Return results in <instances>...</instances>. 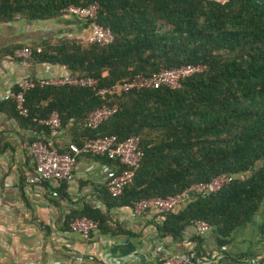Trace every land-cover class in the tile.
Masks as SVG:
<instances>
[{
	"label": "trees",
	"instance_id": "16d2710c",
	"mask_svg": "<svg viewBox=\"0 0 264 264\" xmlns=\"http://www.w3.org/2000/svg\"><path fill=\"white\" fill-rule=\"evenodd\" d=\"M94 4L99 24L114 36L111 44L62 37L31 47L34 62L61 65L71 77L97 81L94 86L36 83L25 95L29 115L21 116L41 127L32 143L49 137L44 122L54 112L63 129L81 130L74 141L79 146L99 137H139L143 160L115 199L132 208L142 200L166 199L229 177L219 190L190 195L185 205L160 213L155 221L159 232L179 238L203 220L220 246L228 243L264 210V0H0V24L54 21L71 5ZM190 65L202 69L174 88L99 95L137 75ZM7 104L20 117L16 103ZM114 106L117 111L97 129L85 125L94 111ZM57 146L67 151L68 146ZM93 156L113 165L115 175L125 168ZM66 187L67 181L59 191ZM86 216L101 231L109 229L99 210L89 209ZM160 218L165 219L161 226Z\"/></svg>",
	"mask_w": 264,
	"mask_h": 264
},
{
	"label": "crops",
	"instance_id": "0c3cea01",
	"mask_svg": "<svg viewBox=\"0 0 264 264\" xmlns=\"http://www.w3.org/2000/svg\"><path fill=\"white\" fill-rule=\"evenodd\" d=\"M87 34L86 20L71 16L0 25V264H71L77 256L86 264H160L163 258L182 255L190 257L187 264H261L264 210L220 246L212 230L199 234L193 225L179 238L164 235L155 223L159 212L139 216L135 206L110 198L105 185L116 170L102 157L81 155L61 192L46 184H27L36 170L30 145L41 127L15 116L2 97L21 80L55 81L69 72L64 66L36 63L16 52L40 48L46 40H77ZM80 132L68 126L58 143L65 147L76 143ZM89 209L102 212L109 229L101 231L97 222V231L86 238L72 224L89 219ZM160 219L161 226L165 219Z\"/></svg>",
	"mask_w": 264,
	"mask_h": 264
},
{
	"label": "built area",
	"instance_id": "2783aa9c",
	"mask_svg": "<svg viewBox=\"0 0 264 264\" xmlns=\"http://www.w3.org/2000/svg\"><path fill=\"white\" fill-rule=\"evenodd\" d=\"M97 4L88 7L71 5L63 9L62 13L65 17H77L86 20L87 35H81L77 38L80 44H111L114 36L110 29L103 27L98 22ZM2 25V24H0ZM40 51V49L38 50ZM32 49L25 47L16 52L17 56L27 59L32 56ZM202 68L200 66H184L178 69L163 70L149 77L137 75L132 80H125L113 85L110 88H104L99 91L100 96H106L110 92H128L131 90H139L143 88H160L162 86L177 87L179 82L189 77ZM36 83L59 84V85H77V86H94L97 81L91 78L77 79L66 76L55 81H51L44 77L34 80H21L16 86L18 91L14 89L7 90L3 95V100L14 101L16 103L19 115L27 117L29 109L26 106V93L32 90ZM117 111V106L104 107L91 113L85 120V125L91 129H97L105 120ZM50 129L49 137H39L31 145V154L36 163L34 175L27 178L29 185L49 184L55 192L59 191L65 181L71 179L76 168L78 158L81 155H99L107 157L110 160L118 161L125 167L121 174L112 176L106 182L107 191L112 198H118L125 188L132 183L135 173L143 160L144 153L140 150V138L131 137L123 141H119L116 137H99L88 139L83 145L70 143L67 151L60 152L57 143L58 138L63 131L61 118L57 112H54L50 119L44 122ZM229 177L223 176L215 179L212 183H200L181 194L163 199L151 198L142 200L135 204V213L139 216L147 211L154 210L156 212H171L185 205L190 195H209L219 190L223 184L229 182ZM193 227L199 234H205L211 230V226L203 220L195 221ZM72 229L81 233L84 237H90L92 232L97 231L98 223L81 218L72 224ZM188 255H182L177 258H163L160 264H187L190 262ZM71 264H86L85 259L81 256L75 257ZM264 264V259L262 263Z\"/></svg>",
	"mask_w": 264,
	"mask_h": 264
}]
</instances>
